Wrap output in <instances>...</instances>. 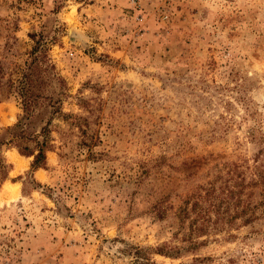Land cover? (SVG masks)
<instances>
[{
    "label": "rangeland",
    "instance_id": "rangeland-1",
    "mask_svg": "<svg viewBox=\"0 0 264 264\" xmlns=\"http://www.w3.org/2000/svg\"><path fill=\"white\" fill-rule=\"evenodd\" d=\"M0 264H264V0H0Z\"/></svg>",
    "mask_w": 264,
    "mask_h": 264
},
{
    "label": "trees",
    "instance_id": "trees-1",
    "mask_svg": "<svg viewBox=\"0 0 264 264\" xmlns=\"http://www.w3.org/2000/svg\"><path fill=\"white\" fill-rule=\"evenodd\" d=\"M32 81L29 80V84L31 85ZM29 90V94L33 95V90L30 89V87L27 89ZM28 98H25L23 100V109L25 111V113H28L30 111V106L32 105V102H30L29 100H27ZM20 123L17 124V126H19ZM16 126V127H17ZM46 130L44 129L43 130V133L45 132ZM44 147H46V142H42L39 144V147L36 149V150H33V149H30L28 147H24V148H19V152L23 155H27V156H33V161H32V164H31V167L32 169H37V168H40V167H43L45 165V152H44ZM5 167V165H4ZM4 180L5 176L2 177ZM196 204H194L195 206ZM184 211V215H186L188 212H186V210H183ZM197 216H200V215H197Z\"/></svg>",
    "mask_w": 264,
    "mask_h": 264
},
{
    "label": "bare ground",
    "instance_id": "bare-ground-1",
    "mask_svg": "<svg viewBox=\"0 0 264 264\" xmlns=\"http://www.w3.org/2000/svg\"><path fill=\"white\" fill-rule=\"evenodd\" d=\"M8 183V182H7ZM14 187H17L16 185H13ZM7 189V188H6ZM17 190V189H16ZM17 192V191H16ZM16 195V193L15 194H13V197Z\"/></svg>",
    "mask_w": 264,
    "mask_h": 264
}]
</instances>
